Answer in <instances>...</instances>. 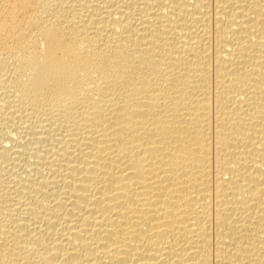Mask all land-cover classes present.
<instances>
[{
	"label": "bare ground",
	"instance_id": "6f19581e",
	"mask_svg": "<svg viewBox=\"0 0 264 264\" xmlns=\"http://www.w3.org/2000/svg\"><path fill=\"white\" fill-rule=\"evenodd\" d=\"M7 16L0 264H264V0Z\"/></svg>",
	"mask_w": 264,
	"mask_h": 264
},
{
	"label": "rangeland",
	"instance_id": "374dc122",
	"mask_svg": "<svg viewBox=\"0 0 264 264\" xmlns=\"http://www.w3.org/2000/svg\"><path fill=\"white\" fill-rule=\"evenodd\" d=\"M17 6H18V0H0V27L8 26V25H5V24H8V21H5V19L8 18L7 13L10 15L11 10L13 11L14 9L17 8ZM5 69H6L5 70L6 73L8 74L10 70L9 66H7ZM7 69H8V72H7Z\"/></svg>",
	"mask_w": 264,
	"mask_h": 264
}]
</instances>
